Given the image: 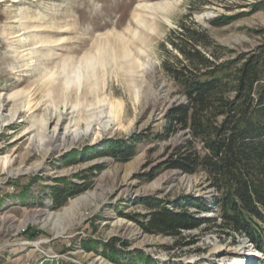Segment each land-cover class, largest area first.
<instances>
[{
	"label": "rangeland",
	"instance_id": "rangeland-1",
	"mask_svg": "<svg viewBox=\"0 0 264 264\" xmlns=\"http://www.w3.org/2000/svg\"><path fill=\"white\" fill-rule=\"evenodd\" d=\"M0 2V264H127L111 260L102 247L110 243L123 256L139 251L156 264H264L248 240L214 226L172 239L139 224L145 198L169 210L200 199L210 208L202 217L217 216L203 173L161 168L149 176L186 138H157L166 112L184 102L161 68L171 50L167 36L185 21L224 59L249 53L264 42V0ZM101 104L116 113L104 130L91 118ZM87 120L92 133L71 143L67 130L82 131ZM54 130L65 137L61 148L45 153L48 146L32 145ZM118 145L133 151L115 158L109 153ZM70 184L82 191L55 208V193ZM218 247L227 251L212 255Z\"/></svg>",
	"mask_w": 264,
	"mask_h": 264
},
{
	"label": "trees",
	"instance_id": "trees-1",
	"mask_svg": "<svg viewBox=\"0 0 264 264\" xmlns=\"http://www.w3.org/2000/svg\"><path fill=\"white\" fill-rule=\"evenodd\" d=\"M178 25L179 31L166 38L165 45L171 50L165 49L168 59L161 68L184 102L166 112L157 138L176 133H184L186 138L171 148L168 159L152 168L149 176L161 168L190 175L203 173L215 193L212 205L217 216L202 217V211L210 210L204 200H183L181 206L169 210L159 199L145 198L148 212L139 222L141 230L180 239L183 233L205 224L223 235L244 237L264 255V42L249 53L224 59L204 31L185 21ZM132 151L118 145L109 154L122 159ZM81 191L70 184L55 193L54 207ZM187 204L195 214L186 210ZM102 247L113 261L122 257L127 264H156L139 251L123 256L112 243Z\"/></svg>",
	"mask_w": 264,
	"mask_h": 264
},
{
	"label": "bare ground",
	"instance_id": "bare-ground-1",
	"mask_svg": "<svg viewBox=\"0 0 264 264\" xmlns=\"http://www.w3.org/2000/svg\"><path fill=\"white\" fill-rule=\"evenodd\" d=\"M2 2H4V1H2ZM1 3V2H0ZM104 65V64H103ZM78 76V75H77ZM76 79H79L78 80V85H80V81H81V76L79 77V78H77L76 77ZM77 81V80H76ZM101 103V102H100ZM118 103V102H117ZM115 104V103H114ZM116 105V104H115ZM120 105V104H119ZM118 105V106H119ZM4 107H6V105H1L0 106V110H1V108L3 109ZM110 108V107H109ZM112 108V107H111ZM115 109H117V108H115ZM111 111H112V109H111ZM113 116H116V113H115V111H113L112 113H107V111L105 112V110L103 109V105L101 104L100 106H99V110H97L95 113H93V117H91V118H93V119H95V121H99V126H100V129L101 130H104V129H108L109 128V126L111 125V123H112V120H111V118H112V115ZM120 114V113H119ZM91 115V114H90ZM60 117H61V121L62 122H64L65 120H66V116L65 115H60ZM52 119H55L54 117H51V121H52ZM58 119H60V118H58ZM57 119V120H58ZM0 120H3V118H2V116H1V114H0ZM116 120V119H115ZM58 121H60V120H58ZM87 123L85 124L86 125V127L84 128V129H82V131H78L77 129L76 130H74V132L72 133L69 129L67 130V132H68V134L69 135H71L72 134V137L70 138V142L71 143H74V142H79V141H81L82 140V137L83 136H87V135H89L90 133H92V129H90V124H91V120H87L86 121ZM71 124H73L72 122H70V125ZM73 125H78V122H76V121H74V124ZM65 140V137H64V135H61V134H59V133H57V131L56 130H54V132L52 133V134H50L49 136H47L46 137V139H44V140H41V139H39L38 141L37 140H33L32 141V145H36V143H37V145L39 144V145H43V146H48L47 148H49V149H45L44 150V152L45 153H48L49 151H53V150H58L59 148H61L62 147V142ZM69 142V143H70ZM4 162V168L5 167H7V165H8V162H6V161H3ZM41 166H42V164L40 163L39 165H36V166H33V167H30V168H28V167H20V168H18V169H10V171H8L7 172V174H8V176H13V175H20V174H25V173H28V172H30L31 170H39V168H41ZM9 168V167H8ZM69 211V210H68ZM225 251H227V250H223L222 248H220V247H218L217 249H215L214 250V252L212 253V255H214V256H218V255H220V254H223V252H225ZM246 251L247 250H245L244 252H245V254H246ZM240 251H238V253H239Z\"/></svg>",
	"mask_w": 264,
	"mask_h": 264
}]
</instances>
